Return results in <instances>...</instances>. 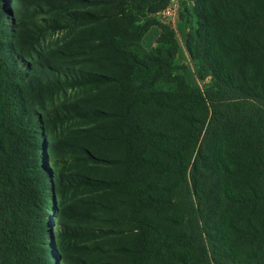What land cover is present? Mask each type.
Masks as SVG:
<instances>
[{"label": "rangeland", "instance_id": "rangeland-1", "mask_svg": "<svg viewBox=\"0 0 264 264\" xmlns=\"http://www.w3.org/2000/svg\"><path fill=\"white\" fill-rule=\"evenodd\" d=\"M75 1L74 6L73 0H0V15L10 27L9 14L11 16L22 6L26 9L19 16V21L28 28L21 43L27 53L31 52L36 63L51 62L67 77L80 76L84 72L105 75L113 81L60 92L39 91L35 87L32 91L25 86L22 91L29 99L25 101L23 110L35 119H38L42 107L51 110L59 106V111L69 112L62 123L45 124L46 133L43 136L37 134L38 153L55 176L57 172L53 171L50 164L51 156L47 148L58 145V154L62 156L78 159L90 154L98 160H75L66 165L60 164L58 176L61 180L73 182L86 177L122 181L127 175L129 162L123 134L115 117L120 107L119 81L116 79L126 77L127 72L121 55L111 49L113 32L107 19L118 10L116 0ZM171 1L168 0L156 12L145 16L133 15V26H138L139 31L153 26L150 32L144 31L139 44L145 51H155L163 62L171 64V70L164 71L165 76L156 83V88L169 91L177 85L172 79L180 76L189 88L204 90L211 85V78L204 57L207 46L204 27L197 18L198 2L173 0L179 10L178 17L170 22L161 18L159 12L166 9ZM236 1L248 12H264V0ZM71 5L74 7H69ZM72 8L105 19L93 23L78 20L69 15ZM33 9H36L37 19L55 17L63 27H28L29 15L26 13ZM243 36L250 40L254 48L264 47V30L251 28ZM187 47L193 48L195 59L191 58ZM261 51L253 53L239 64L238 72L246 83L264 94V52ZM17 61L25 67V61ZM37 68V75L43 76L41 80H46L47 70L41 65ZM43 73H46L45 76ZM88 110H101L105 115L99 119L75 117V112L90 115ZM218 133L216 130L215 137ZM263 135L261 124H250L236 131L224 152L225 169H219L216 165L212 137L210 141L201 143L200 153L197 146L192 158L194 161L198 159L200 164L197 167L175 168L168 180H162L164 203L161 202L162 205L156 210L170 216L165 230L171 237L191 239V244L187 243L167 253L170 260L168 264H201L198 242H193L196 238L194 235H202L210 253H216L218 262L227 260L231 249L244 259L260 253L264 239V151L260 145L261 140L264 141ZM71 146L73 152L66 155ZM53 153L56 157L57 151ZM195 180L203 189L204 207L200 216L195 215L198 212L192 183ZM219 183L227 184L247 200L245 205L233 212H225L222 221L216 214ZM71 184L69 188H48L42 211L47 228L46 247L54 255V264H139L136 258L141 248L140 236L133 222L136 208L123 188L94 192L86 187L76 189ZM226 241L230 242L229 247Z\"/></svg>", "mask_w": 264, "mask_h": 264}, {"label": "trees", "instance_id": "trees-1", "mask_svg": "<svg viewBox=\"0 0 264 264\" xmlns=\"http://www.w3.org/2000/svg\"><path fill=\"white\" fill-rule=\"evenodd\" d=\"M195 1L198 2L197 18L204 27V41L207 43L204 57L211 78V85L204 90L189 88L180 76L172 79L177 83L173 89L162 91L156 88V83L165 76L164 71L171 70V64L163 62L155 51H145L140 46L147 29L139 31L138 26H133L132 19L135 14L145 16L156 12L168 0H116L118 10L107 17L113 32L111 49L121 55L127 72L126 77L116 79L119 81L120 107L115 117L123 134L129 162L127 175L122 181L86 177L74 183L61 180L58 176L60 164L98 160L90 154L78 159L62 156L58 154V145L47 148L56 176L45 166L38 153L37 134L43 136L46 133L45 124L62 123L69 112L59 111V106L51 110L42 107L38 119L31 117L23 110L29 96L22 88L60 92L79 86H100L113 79L84 72L80 76L67 77L51 62L36 63L31 52L27 53L21 43L28 28L19 21V16L26 9L22 6L11 16L9 14L10 27L0 15V264H54V255L46 247L47 228L42 211L48 188H69L71 183L76 189L86 187L94 192L123 188L136 208L133 222L140 236L141 248L136 258L139 264H168L167 253L191 244V239L171 237L165 230L170 216L156 210L164 203L162 180H168L175 168L197 167L200 163L198 159L192 160L193 154L197 146L200 153L201 143L212 137L216 165L225 169L224 152L234 133L250 124H261L264 129V94L246 83L238 72L239 64L250 55L261 50L264 52V47L254 48L243 36L251 28L264 30V12H248L236 0ZM72 4L75 6L76 1L73 0ZM72 9L69 15L78 20L93 23L105 19ZM26 15H29L28 27H63L55 17L37 19L36 9ZM187 51L192 59L196 58L192 47H187ZM17 60L25 61L26 68ZM38 65L47 70L46 80L37 75ZM87 112L90 115L75 112V117L99 119L105 115L101 110ZM216 130L219 133L215 137ZM260 145L264 151L263 140ZM72 150L71 146L66 155ZM56 151L55 157L53 152ZM192 183L197 197L198 212L195 215L200 216L204 207L203 189L197 180ZM217 189L216 214L221 221L225 212H233L247 203L227 184L219 183ZM50 201L55 213L52 199ZM194 236L201 264H264V239L258 255L244 259L231 249L230 257L218 262L216 253H210L202 235ZM226 245L229 247L230 242L226 241Z\"/></svg>", "mask_w": 264, "mask_h": 264}, {"label": "built area", "instance_id": "built-area-1", "mask_svg": "<svg viewBox=\"0 0 264 264\" xmlns=\"http://www.w3.org/2000/svg\"><path fill=\"white\" fill-rule=\"evenodd\" d=\"M178 10H179L178 4L172 0L171 4L166 9L159 12V16L163 19L173 22L175 18L178 17Z\"/></svg>", "mask_w": 264, "mask_h": 264}, {"label": "crops", "instance_id": "crops-1", "mask_svg": "<svg viewBox=\"0 0 264 264\" xmlns=\"http://www.w3.org/2000/svg\"><path fill=\"white\" fill-rule=\"evenodd\" d=\"M151 28H153V26H151V27H150V28L147 30V32H146V33L150 32V29H151Z\"/></svg>", "mask_w": 264, "mask_h": 264}]
</instances>
